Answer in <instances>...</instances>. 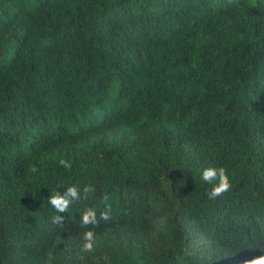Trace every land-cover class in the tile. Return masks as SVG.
Here are the masks:
<instances>
[{
    "label": "trees",
    "instance_id": "trees-1",
    "mask_svg": "<svg viewBox=\"0 0 264 264\" xmlns=\"http://www.w3.org/2000/svg\"><path fill=\"white\" fill-rule=\"evenodd\" d=\"M209 166L232 185L214 200ZM73 185L55 225L49 195ZM262 246L264 0H0V264H242Z\"/></svg>",
    "mask_w": 264,
    "mask_h": 264
},
{
    "label": "clouds",
    "instance_id": "clouds-1",
    "mask_svg": "<svg viewBox=\"0 0 264 264\" xmlns=\"http://www.w3.org/2000/svg\"><path fill=\"white\" fill-rule=\"evenodd\" d=\"M60 165L71 169V164L61 159L59 161ZM201 181L211 185V188L208 192L209 199H216L218 196L229 191L231 188V182L227 170L224 167H206L203 169L201 177ZM94 189L91 185L85 186L83 188V197L85 199L88 198V194L93 192ZM81 199V190L73 185L68 187L62 194L57 191L54 194L49 195V204L55 210L58 215H54L51 218V221L55 225L64 224L65 217L60 215L61 213H65L68 211L70 206L75 202ZM107 196L104 197V200L107 201ZM110 211L111 206L107 205V210L102 211L100 213V218L97 217V212L95 208H87L81 218L82 227L87 228L89 225L97 226L100 222V219L105 221L110 219ZM84 243L81 247L82 252H92L95 250L96 243V234L92 229H88L83 233ZM258 255H255L251 258L245 259L242 264H264V246L260 247Z\"/></svg>",
    "mask_w": 264,
    "mask_h": 264
}]
</instances>
